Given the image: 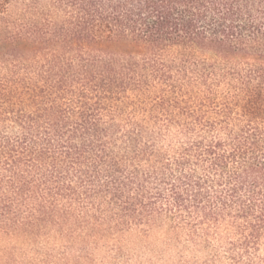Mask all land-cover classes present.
<instances>
[{
    "label": "trees",
    "instance_id": "1",
    "mask_svg": "<svg viewBox=\"0 0 264 264\" xmlns=\"http://www.w3.org/2000/svg\"><path fill=\"white\" fill-rule=\"evenodd\" d=\"M78 219L264 264V0H0V221Z\"/></svg>",
    "mask_w": 264,
    "mask_h": 264
},
{
    "label": "rangeland",
    "instance_id": "2",
    "mask_svg": "<svg viewBox=\"0 0 264 264\" xmlns=\"http://www.w3.org/2000/svg\"><path fill=\"white\" fill-rule=\"evenodd\" d=\"M75 215L81 219L87 214ZM123 230L108 224L94 227L79 219L57 227H11L0 221V264H207L210 260L207 250L167 227Z\"/></svg>",
    "mask_w": 264,
    "mask_h": 264
}]
</instances>
